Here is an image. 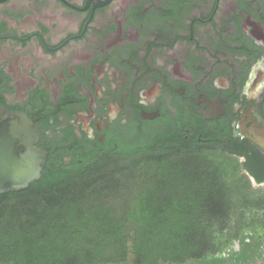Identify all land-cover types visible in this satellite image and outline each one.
<instances>
[{
    "label": "flooded vegetation",
    "instance_id": "flooded-vegetation-1",
    "mask_svg": "<svg viewBox=\"0 0 264 264\" xmlns=\"http://www.w3.org/2000/svg\"><path fill=\"white\" fill-rule=\"evenodd\" d=\"M0 104L36 126L39 179L200 156L263 198L264 0H0Z\"/></svg>",
    "mask_w": 264,
    "mask_h": 264
},
{
    "label": "trees",
    "instance_id": "trees-1",
    "mask_svg": "<svg viewBox=\"0 0 264 264\" xmlns=\"http://www.w3.org/2000/svg\"><path fill=\"white\" fill-rule=\"evenodd\" d=\"M202 158L135 162L113 181L74 169L1 194L0 264H187L264 234V197L224 195Z\"/></svg>",
    "mask_w": 264,
    "mask_h": 264
},
{
    "label": "water",
    "instance_id": "water-1",
    "mask_svg": "<svg viewBox=\"0 0 264 264\" xmlns=\"http://www.w3.org/2000/svg\"><path fill=\"white\" fill-rule=\"evenodd\" d=\"M37 129L23 113L0 104V195L39 180L44 153L34 143Z\"/></svg>",
    "mask_w": 264,
    "mask_h": 264
},
{
    "label": "rangeland",
    "instance_id": "rangeland-1",
    "mask_svg": "<svg viewBox=\"0 0 264 264\" xmlns=\"http://www.w3.org/2000/svg\"><path fill=\"white\" fill-rule=\"evenodd\" d=\"M187 264H264V234H243L222 253Z\"/></svg>",
    "mask_w": 264,
    "mask_h": 264
}]
</instances>
